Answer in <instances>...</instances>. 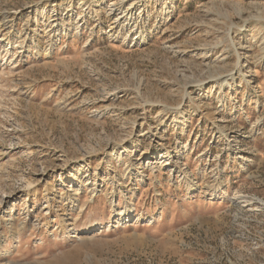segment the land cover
<instances>
[{"label": "rangeland", "instance_id": "1", "mask_svg": "<svg viewBox=\"0 0 264 264\" xmlns=\"http://www.w3.org/2000/svg\"><path fill=\"white\" fill-rule=\"evenodd\" d=\"M0 264H264V0H0Z\"/></svg>", "mask_w": 264, "mask_h": 264}, {"label": "bare ground", "instance_id": "2", "mask_svg": "<svg viewBox=\"0 0 264 264\" xmlns=\"http://www.w3.org/2000/svg\"><path fill=\"white\" fill-rule=\"evenodd\" d=\"M126 214V213H125Z\"/></svg>", "mask_w": 264, "mask_h": 264}]
</instances>
